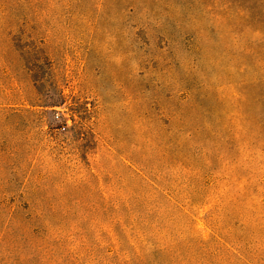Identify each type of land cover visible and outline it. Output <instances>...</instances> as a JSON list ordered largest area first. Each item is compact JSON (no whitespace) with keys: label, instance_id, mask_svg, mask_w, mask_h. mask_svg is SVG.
I'll use <instances>...</instances> for the list:
<instances>
[{"label":"rangeland","instance_id":"rangeland-1","mask_svg":"<svg viewBox=\"0 0 264 264\" xmlns=\"http://www.w3.org/2000/svg\"><path fill=\"white\" fill-rule=\"evenodd\" d=\"M0 264H264V0H0Z\"/></svg>","mask_w":264,"mask_h":264}]
</instances>
